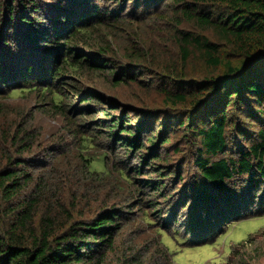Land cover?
Returning a JSON list of instances; mask_svg holds the SVG:
<instances>
[{"label":"trees","instance_id":"16d2710c","mask_svg":"<svg viewBox=\"0 0 264 264\" xmlns=\"http://www.w3.org/2000/svg\"><path fill=\"white\" fill-rule=\"evenodd\" d=\"M129 1L136 6L124 17L108 14L98 0H0V97L36 92L59 111L69 98L74 108L85 104L76 109L85 118L96 97L77 83L93 73L114 89L156 90L163 106L110 98L122 117L106 109L104 121L96 119L125 154L136 152L143 166L149 161L157 179H140L150 170L143 167H118L114 175L109 156L89 154L83 143L77 162L70 161L59 146L37 148V128L0 126V264H148V241L123 246L120 239L127 225L155 226L152 214L164 203L176 208L173 214L183 207L201 243L264 210V0ZM126 18L164 21L150 42L161 37L174 50L144 46L148 37L139 33L143 46L132 52L133 45L120 53L109 42L96 43L97 30L117 33L133 23ZM83 140L94 144L90 134ZM79 162L92 173L83 179L107 177L124 199L81 212L76 184L58 189L71 179V167L73 177L82 174ZM143 190L151 206L126 210ZM165 227H155L152 242L156 256L174 264L163 235L177 236ZM262 231L232 246L225 264H264V242L256 243Z\"/></svg>","mask_w":264,"mask_h":264},{"label":"rangeland","instance_id":"374dc122","mask_svg":"<svg viewBox=\"0 0 264 264\" xmlns=\"http://www.w3.org/2000/svg\"><path fill=\"white\" fill-rule=\"evenodd\" d=\"M98 1L101 6L105 7L108 14L113 12L122 15L124 13V17H127L130 9L133 10L136 6V1L132 2L129 0L110 1L111 3H106L107 0ZM121 10L123 12H121ZM140 13L141 10H138V14ZM128 20H132L133 23H125L119 30L111 28L117 30V33L115 32L112 34L110 30L106 28L97 30L96 34H94L96 43L105 45L109 42L113 45L114 50L116 49L120 53L127 50V48L130 49L129 47L132 45L133 49H131L130 52L139 50L143 45L147 46L149 44L150 37L159 34L158 28L162 27V23L164 22L162 20L151 19L144 24H138L134 19L126 18V22ZM138 33L141 36L148 37V42L142 45L141 42L144 43V41L139 37ZM159 38L162 40L160 41L156 37L153 39L155 41L150 43H158L156 47L159 49L166 47L170 48V50H174V45L171 41L161 37ZM85 76L79 78L78 83L77 80H70L73 83H77V86L83 89V91H90L91 94L96 97V100L89 106L91 110H89L85 118L81 117L76 112L82 107H85V104L78 102L77 104L79 106L74 108L75 105H69L71 99L66 98L63 104L65 109L59 111L56 109L54 103L51 102L50 97H43L39 93L33 92L18 94L13 97H0V126L35 127L42 133L40 143L36 146L37 148L43 145L44 148L47 147V150H52L59 146L61 149H64L65 154H68L66 157L69 158L70 161L77 159V153H80L79 150L82 148L79 146L83 143L85 152L93 154L94 156L103 153L109 156L107 158L109 169L112 170L114 175L117 173L118 167H124L128 171L134 167L150 168L149 161L143 166L141 161L136 159L138 158L136 157V152L129 155L125 154L123 149L118 146V141L114 142L110 139L106 128L96 127V119L104 121L106 117L104 118L103 116V110L106 109L110 111L111 118L115 116L117 119H120V117H122V112L115 111L114 107L108 101L110 98L122 101L125 104H130V100H141L145 104H149V106L163 107L161 105V97L158 95L157 91L153 90L151 92H146L138 90V88L134 86H120L114 89L115 86L109 84V81L103 79L101 75L87 73ZM67 90L68 93H70L69 96H71L73 94L71 92L72 89L68 88ZM137 95L139 98L136 97ZM73 97L76 101H80L82 95H75ZM73 104H76V102ZM172 110L176 111V109ZM89 114L94 115L95 118H91ZM89 134L93 138L94 144H86L84 140L83 142L79 141L81 137ZM120 161L123 162L122 165L119 163ZM82 164V162H79L78 165L80 169L79 173L82 172V174L79 176L76 175V177H73L74 171L72 167L67 166L68 168L71 167L72 171L69 174L72 177L66 180V182L62 181L61 185L58 187L59 191L67 192V190L72 187L71 183L76 184L75 189L78 194L76 196H79L82 202L79 207L81 208V212H85L86 215L91 210L93 212L101 203L115 202V200L124 199L121 196H117L116 191L107 177L105 179H93L92 177L83 179L85 174L90 176L91 172L88 169H84ZM91 170H93V168ZM131 174L133 177H137V173ZM151 175H153L151 168L150 170L145 169V171L143 170V175L139 176V178L143 180L148 178L157 179V177H151ZM172 181L173 180L169 182V185L173 184ZM75 189L69 191V193H72ZM148 195L149 193L147 190H143L141 196H138L136 193L130 198V200L134 199L135 202L132 204L126 203V210L131 206L135 207L140 204H142L141 206H143V208L151 206V202H147L148 199L151 198ZM138 198H141L144 203L139 202ZM168 204L169 203L163 204L161 212L157 211L152 214L154 223L156 224L155 226L144 225L137 228L135 225H131L133 227L128 228L129 225H127L126 232L121 236L120 242L123 246H128L130 241L141 243L148 241L146 251H144V255H146L149 262L148 264H167L164 255L156 256L157 245L152 242L154 238H158V234L155 230L157 226L161 228H166L165 225H167V227H172L173 231L169 233L177 236L173 238L167 233L163 235V241L173 255L174 264H225L227 257L231 253L232 246L240 244L250 234L258 230L260 231L264 227V210L256 208L261 209L258 210L259 214L255 213L254 215H249L246 219L235 221L231 223L228 228H224L223 234L216 237L213 242L201 243V239L196 236V231H194L193 228L190 229L191 220L188 215L185 217L186 213L181 210L183 207L177 208V212L173 214L172 211L176 208L170 207L167 210ZM134 213L136 214V212ZM175 230L176 233H179L178 235L174 232ZM262 232L263 235L260 236V239H257V244L259 241L264 242V231ZM109 258H112V256H109Z\"/></svg>","mask_w":264,"mask_h":264}]
</instances>
